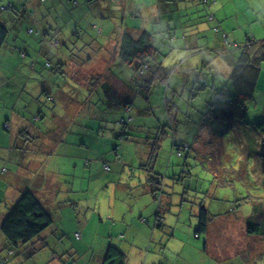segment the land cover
<instances>
[{"label":"rangeland","instance_id":"rangeland-1","mask_svg":"<svg viewBox=\"0 0 264 264\" xmlns=\"http://www.w3.org/2000/svg\"><path fill=\"white\" fill-rule=\"evenodd\" d=\"M163 1L158 3L150 0H45L42 2L43 7H37L39 0H22V3H19V0H10L9 3L13 6L10 15L9 12L0 11L3 18L1 20L9 22L10 30L19 29L20 39L15 46L14 34L11 32L9 36L13 38L12 42H8L0 52V80L8 78L15 82L19 90L13 97L6 89L8 86L0 90V170L4 167L8 171L4 176L0 175V181L7 177L11 180V176L29 172L34 182H39L37 187L41 186L48 190L44 198L47 204L53 205L49 211L55 216L53 226L41 235L46 238V242L39 238L26 245L21 244V254L15 257L16 264H95V259L81 261L73 259L70 250L73 251V246L79 244L78 249L85 248L83 253L85 254L91 248L97 252L103 244L101 242L103 239L109 244L106 242L107 233L110 230L115 232L118 226L112 227V221L108 223L107 220L111 219L108 213H113L118 220V216L125 214V208L131 203L133 207H141L146 214L143 216L154 222L153 217L157 214L156 209L160 203L149 192L147 181L150 173L139 168L137 157L146 149L143 145L147 140L144 138L148 135L155 138L158 130L162 128L167 130L168 136L163 142L156 172L162 175L161 182L164 187L160 207L163 217L167 220L165 228L161 230L148 226L150 233L146 229L140 231L139 225L132 223L129 217L118 225L123 227L127 224L130 230L140 232V240L147 245L143 253L147 255L150 252L149 258L161 254L174 264H264V237H255L246 231V220L252 215L253 206L258 201L264 203V138L255 127L258 122H264V65L254 97L246 103L248 108L246 116L233 112V122L230 125L228 108L224 110L223 106L229 105L236 97L231 84L233 73L231 62L213 52L204 50L203 53L193 52L184 43L181 49V45L178 46L176 42L170 40V36L175 38L176 35L179 37L177 41L181 40L183 31L179 29L180 20L182 19L185 24L191 20L202 2ZM7 6L8 2L5 3V7ZM26 6L30 13L35 8L37 15L47 14L42 12V9L46 10L51 15H48L50 18L63 24L65 34L57 35L61 42L73 40L72 34L75 31L79 33V38L83 42L96 38L95 41L99 42V51L95 46L92 51L99 62L102 59L109 62L106 54L109 57L114 55L110 40L120 36L121 30L127 26L142 28L141 23L146 24V30L154 38L157 62L165 66L171 83L166 85L157 83L148 100L137 97L133 101V120L126 128V133L130 136L128 140L121 142L120 149L113 152L119 143L118 137L123 132L124 126L118 124L121 121L119 118L122 117V110L121 115L116 112L113 114L99 112L98 116L103 117L105 123L100 120L96 127L88 125L93 122L92 113L88 112L78 114L76 121L62 120L60 128L57 117L38 125L28 124L22 119L24 112L20 107L29 101L30 93L34 100L38 98L36 107L40 108L38 110L31 104L33 111L36 115L48 114L49 119L53 114L47 112L49 109H69L74 102L81 105L87 103L79 99L86 92L84 89H78V93L73 94L75 90L72 86L76 82L73 83L71 80L67 82L62 75L50 78L47 69L41 73L33 71L30 65L31 57L27 60L22 59L21 52L26 46L20 38L23 32L21 28L30 27L28 25L30 23L25 21L22 26L19 21L24 19V16L17 18L18 15L14 11L22 9L25 13ZM232 7L235 11L237 7L240 9L236 27L224 25L223 31L232 34L236 29L240 38L250 35L253 40H261L260 36L264 34L254 33L257 24H253L256 13L253 7H246L240 2L236 7L234 5ZM103 13L108 14L107 19L102 17ZM169 20L171 21L168 23ZM122 23H125L124 27ZM75 24L78 25L74 26ZM101 30L103 33H100ZM186 35L183 40L191 39L189 32L186 31ZM117 40L116 38L113 42L116 43ZM230 40L236 39L230 36ZM60 51L65 52V49ZM79 51L78 49V53ZM87 62L92 63L95 60L92 58ZM105 62L98 67V72L101 68L103 70ZM176 64L181 65L177 72ZM112 68L124 82L129 79L128 74L120 69H128L133 73V77L136 76V72L128 65L122 67L116 65ZM182 70H187L189 80L188 84L183 86L178 82L181 79L179 72ZM39 82H43V88L47 90L45 96L40 97L41 103L37 90ZM58 84L61 86H56ZM201 86L207 88L202 89ZM127 93L128 90L125 94ZM104 96L97 93L96 98L89 99L85 109H106ZM15 100H19L20 107L13 109ZM166 102L169 107L171 106L170 109L166 108ZM176 105L180 107L178 121H174L171 114L172 107ZM57 115L60 119L67 117L64 113ZM225 116L227 122L224 120ZM125 117L126 115L123 118ZM26 119H31L29 113ZM53 119L54 122L51 123ZM7 120L11 124L9 132L4 129ZM26 124L31 136L24 140L25 135L19 134V131ZM39 125L42 132L37 128ZM49 129L57 135L60 132L59 136H63L68 143L79 146L58 147V144L45 146L48 140H51L47 133ZM5 139L12 140V144ZM92 139H96L95 143L103 145L101 150L98 151V147H89ZM174 141L187 143L190 150L179 157L181 155H177L173 149ZM68 149L75 154L80 153L82 157L97 153L98 159L95 160L107 162L109 170L104 166H98V171L92 173L85 169L86 165L78 155L66 157L67 153L64 150ZM7 152L10 154L7 155ZM93 156L91 155V159L96 158ZM146 159L148 155H143V160ZM36 160L41 162L39 169L30 168L31 162ZM75 163L78 166H75ZM170 165L176 166L175 170L179 177L186 170H190L191 175L186 176L180 185H175L171 180L173 172ZM42 179L45 182L41 185ZM191 184L202 195L189 192L187 187L190 188ZM8 185L11 186L10 183ZM12 185L15 187L14 183ZM205 191L210 193L204 195ZM247 196V204L239 201ZM54 204L59 206L58 210ZM65 204L71 205L61 209ZM201 205L211 213V234L207 244L204 236L201 239L196 237L199 219L195 212ZM5 209L3 205L0 211L3 212ZM2 220L3 218H0V222ZM84 220L90 221L89 224L86 225ZM86 228L89 232L85 231ZM78 234L83 238L77 240ZM1 237L4 239L3 235ZM96 237L100 243L96 244ZM115 239L114 237L113 240ZM142 241L114 244L122 247L123 243H128L126 249L132 245L136 250L140 249ZM135 255L141 256V251L138 250L132 258L128 257L127 264H136L139 258ZM201 258L205 260L200 262Z\"/></svg>","mask_w":264,"mask_h":264},{"label":"trees","instance_id":"trees-1","mask_svg":"<svg viewBox=\"0 0 264 264\" xmlns=\"http://www.w3.org/2000/svg\"><path fill=\"white\" fill-rule=\"evenodd\" d=\"M9 1L10 0H0V11L9 12L10 15L13 6L9 3ZM44 1L45 0H39L37 7L39 6L43 7L42 2ZM200 1L202 2L200 6L201 9L200 8L198 10L196 9L197 14L194 17H192L191 20L187 21L186 23L187 28H184L182 30L183 34L181 39L183 40L185 39V36H187L186 31L189 32V37L191 38L192 36H194V38L198 37V41L196 42V47L190 50L193 52L198 51L199 53H203L204 51L206 52L211 51L210 47H208L210 42H208L207 39L209 37H212L213 35L216 36V38H214V42L216 43L223 42L226 52L225 51L215 52L213 50L211 52L218 54V56H224L227 61L231 62V65L233 67V73L231 75V84L234 87V90L237 94L235 93L236 94L235 100L230 102V104L228 105L231 109H227L229 113L228 122L231 125L233 122L232 113L236 112L240 116L243 117L246 116L248 112L246 103L247 101L252 100L254 97L258 78L262 71V66L264 65V39L253 40L252 39L253 37H248L247 39H244L242 41L230 40L231 35L229 33L226 34L222 29V27L224 28V25L227 23V20L226 19L221 20L216 17L215 13L211 11L208 0H200ZM6 2H8L7 7H5ZM19 3H22V0H19ZM199 10H203L204 12H201ZM21 11L20 10L14 11V13L18 15L17 18H19V16L20 17L24 16V19L22 18V20L19 22L22 24V26H24L25 21L30 23L28 24L30 27L21 28L23 29V32L20 38L24 41V44L26 46L24 51L21 52V57L22 59H26V60L28 57H31L30 65L33 68V71H37L41 73L42 70L47 69L49 72L48 76L50 78H53L54 75H58V76L62 75L65 77L68 76V73L70 72L67 70L68 67L74 64H79L81 61L83 62L89 61V59L93 57L92 48H94V46L97 48L99 45V42L95 41L96 38H91L90 41L83 42L79 38L80 37L79 33L75 31L72 34V36H74L73 40H68V41L66 40L67 42L66 41L61 42L57 38V35L65 34L66 31L64 32V26L63 24L59 23L58 20L50 18L49 16L51 15L49 14L48 11L42 9V12H45L47 14L42 13V15L41 14L37 15L35 8L32 9L30 13V11L28 12L27 6L25 8V13ZM102 17L107 19L108 14L105 15L103 13ZM1 19L3 18H1L0 16V52L1 49L8 42L9 43L12 42L13 38L15 39V43H14L15 46L20 41L18 35L19 29L10 30L8 24L9 22L2 21ZM16 22L17 19L15 20V23ZM52 25L53 27H51ZM77 25L78 24H75L74 26ZM94 28L96 29L95 25ZM48 29L50 30L54 29L51 31L55 32V34H52V32ZM11 32L14 34L13 38L9 36ZM100 33H103V30H101ZM116 38L118 40L115 43L113 42V40H115ZM116 38L110 40L111 43L114 45L111 51L115 52L112 58L119 57L121 60L129 63L132 66L134 63L137 64V66L136 67L133 66V68L134 71L136 72L135 77L136 78L138 77L140 81L137 80V82H135L134 80L133 82H129V86L133 88V91L131 89V92H129L130 94L129 97L132 99V101L133 99L136 100L137 97H142L145 100H148L157 83H162L165 85L169 84L168 81L169 73L165 71V66L163 64H159L157 62V56H156L157 50L153 45L154 38L150 32L148 31L140 32V34L137 37L125 32L124 34L121 33V35ZM175 39L179 40V37L177 35L175 36V38L173 36H170V40H175ZM95 42L97 43V45ZM63 49H65V52L60 51ZM78 49L81 52L79 51L78 53ZM91 53L92 55H89ZM0 61H1V54H0ZM39 67H42V69H39ZM43 82H39L37 85L39 98L42 97V95L45 96L47 91L44 90L43 88ZM131 85H134V87ZM7 86L9 88H6ZM201 87H203L202 89H204L205 87L207 88V86L205 87L201 86ZM1 88H6L7 91H10V96L12 97L15 94V92L18 90V87L15 85V82L13 83L8 78L0 80V90ZM104 97L106 100L104 107L106 109H103V113L100 112V114L110 112L115 108L123 109L122 117L119 118L121 119V121L118 123L119 125L124 126L123 132L118 137L119 143L113 149L114 152L120 149L121 146L120 144H122L121 142H125L126 140H128L129 138L128 136H130L129 134L126 133V128L129 127L128 126L129 123H131L133 120L132 117L133 103H131L130 100H128V98L126 99L129 102L125 101L126 99L124 98L123 95L122 97L121 95L119 96L118 90H114L113 95L109 94L108 96L105 95ZM48 98L53 99L52 97H48ZM37 100L38 98L34 100V98L31 96L30 93L29 101L25 102L21 107L19 106V100L13 101V109L20 107V109H22V111L24 112V116H21L22 119L24 117L25 118L24 121H26L28 124L33 123L35 125H38V123L42 124L48 122L57 115L54 114V111L56 113L58 109H49L47 111L53 113L50 116V119L48 118V114L36 115V113L31 108V104H34V107L39 110L40 108L36 107ZM81 100H83V103L87 102L83 105H87L89 103L88 97H83ZM93 101L94 100H92V102ZM39 103H41V98ZM166 108L167 109L171 108V106L169 107V104L167 102H166ZM178 109H180V107L177 105L173 106L171 109L172 119L174 121H178V113H179ZM27 113L30 114V118H31L30 120L26 119ZM125 115L126 117L123 118ZM94 116L96 120L104 121L103 117H99L98 115L96 116L92 114V118H94ZM224 120L227 122L226 116ZM7 122H5L4 124L5 125L9 124V122L8 123ZM53 122L54 119L52 120L51 123ZM5 125H4V129L9 132L11 127L7 128ZM97 125L94 126L91 125V127H96ZM255 127L263 135L264 138V122H258L257 124H255ZM28 128L29 127L26 124L25 127L21 129L22 130L21 134L25 135L24 138H28V136H31L29 135ZM37 128L42 132V128L40 125ZM167 134H168L167 130L162 128L158 130L155 138H150L151 135H148V137L144 138L147 141L143 145L146 147L143 153L148 155V159L143 160L142 164L139 166L140 169H144L148 171V173H150L148 175L147 183L149 184L151 193L153 194V198L159 201L160 203V205L158 206L159 210L156 215V221H155L157 226L163 222L162 221L163 215L161 213L160 206L162 204V198L164 196V192H163L164 187L161 182L162 175L157 173L156 170H157V163L159 160L160 152L162 150L163 142L168 136ZM174 142L175 143L173 149L177 153V155L178 154L181 155L179 157H182L183 154L186 153V151L190 150V146L187 143H181L177 141ZM117 156H119V153ZM107 164L108 163L105 162L104 165L102 166H104L105 169L109 170ZM169 167L173 172L171 180L175 185L176 184L180 185L181 181L183 182L186 176L190 175V170L184 169L186 171L181 173L182 175L179 177L177 175V171L175 170L176 166L170 165ZM6 172L7 169L3 167L0 170V175L4 176ZM36 186L37 185H33V186L31 185L25 188L23 191H21L18 200L15 201L13 205H11V203L9 202H8L9 204L7 205V202L5 203L4 201H3L4 203H0V209L3 205L6 208L3 212L0 211V218L4 217L2 223H0V240L2 243L0 244V264H16L15 257L16 256L18 257L21 254L20 251L21 244L26 245L27 243H30L39 238H41V241L46 242L45 241L46 238L41 237V235L47 229L53 226V224L55 223V216L52 214V212L49 211V209H52L51 205L47 204L45 201L46 199L38 194V190H40L41 186L39 187ZM187 190H189V192L202 195L201 192H198L197 188L191 189L187 187ZM204 193H205L204 195L207 194L206 191ZM247 200H248V196L242 197V199H240L239 201L247 204L248 203ZM54 206L55 208H58L57 205L54 204ZM200 207H201L200 221H199V227L196 230V237L201 239L202 236H204L205 240H207L208 237L207 233L209 232L210 223H211V215H210L211 213L203 205H201ZM111 221L114 223L113 220ZM85 224L88 225L89 221H85ZM246 225H247L246 231L249 235L255 237H264V203L262 204L261 201L256 202V204L253 206L252 215L249 216V218H247L246 220ZM1 232L2 235L4 236V239L1 237L2 236ZM108 233H110V231ZM81 237L82 236L78 234V237L76 239L80 240ZM113 238L114 237L108 239L107 242H109V244H106L104 242V239L101 241L103 244H106L104 259L102 260L101 264H127V258H128L127 254L124 252L121 246L119 247L114 244L115 241L112 240ZM120 239L124 240V237ZM95 241L96 244L97 242L100 243L97 237ZM125 241H127V238H125ZM103 244L101 245L102 247ZM84 251L85 250L80 251L79 253L82 254L81 258L78 257L77 254L74 253L72 250H70V254L72 255L73 259L81 261L84 257L83 255Z\"/></svg>","mask_w":264,"mask_h":264},{"label":"crops","instance_id":"crops-1","mask_svg":"<svg viewBox=\"0 0 264 264\" xmlns=\"http://www.w3.org/2000/svg\"><path fill=\"white\" fill-rule=\"evenodd\" d=\"M150 1H154V2L157 1L158 3L164 2L163 0H150ZM208 1H209L208 3H209V6L211 8V11H213V13H215L216 17L221 19V20L226 19L227 23L225 25L232 27V28L236 27L238 15L240 13V9H238V7H237V10L235 11V10H233L234 8L232 7V5H234L236 7L237 3L240 2V3H244L246 5V7H253V10L256 12L255 17H253V24H257V28L254 31V33L258 32V33H261L262 35L264 34V0H235V1H233V0H208ZM104 14L107 15V13H104ZM194 14H195V12L192 13V15H194ZM170 21L171 20H169L168 23ZM179 24H181L179 26V29L181 31L184 28H187V25L182 22V19L180 20ZM124 25H125V23H122V27H124ZM141 25H142V28H135V27L127 26L125 29L121 30V33L124 34L125 32H127V33L137 37L140 34V32L147 31L146 30V28H147L146 24L141 23ZM107 27H108V24H107ZM138 27H140V25ZM230 35L234 39H236V41H242L244 39H247L248 37H252L250 35H244L243 38H240L238 30H236V29H234L233 33ZM192 37L193 38H191V39L189 38V39L183 40V41H182V39L180 41H177L178 39L171 40V41H174V43L176 42V44H178V46L181 45V47H180L181 49H182L183 43L188 49H193L194 47H196V42L198 41V37L197 38H194V36H192ZM214 38H216V36L213 35L212 37H209L207 39V41L210 42L208 45V47H210V50L211 51L213 50L215 52H217V51H225L226 52L223 42L216 43V42H214ZM260 39L261 40L264 39V35L262 37L260 36ZM110 46L112 48L114 47V45L112 43ZM96 49L98 50V47ZM221 49H224V50H221ZM106 56L109 58V62H105L106 60L104 61V59H102L101 62H99L98 58L95 57V55H93V57H91L89 60H91L93 58L95 60V62L91 63V62H87V61H85V62L81 61L79 64L71 65L70 67L67 68V70L72 72V73L69 72L68 76L64 77V80H67V82H69V80H71L73 83L76 82V84L74 86H72L73 90H75L73 93L74 95H76L78 93V89H84L86 91L84 93V95L81 96L79 99H82L83 97H88L89 99L90 98L94 99V98H96L97 93H102L106 96H108L109 94L113 95V91L118 90L119 96L121 95V97H122V95H123L125 99L128 98V100H130V102L133 103L134 99L132 101V99L129 97L130 96L129 92H131V89L133 91V88H131L129 86V82H133L134 80H135V82H137V80L140 81V79L138 77L133 78V73L131 71H129L128 69H125V70L120 69L122 72H127V74H128L129 79H127V81L124 82L123 80L118 78L119 74H115L113 72L112 67H115L116 65H118L120 67H122V65H128L129 67L133 68V66L136 67L137 64L134 63L132 66L129 63L121 60L119 57L118 58H112V57H109L107 54H106ZM103 62H105L104 63L105 67L103 68V70L101 68L100 72H98V67L99 66L101 67V64ZM175 66H176V68H175L176 72L179 71L181 65L176 64ZM133 70H134V68H133ZM176 72H173V73L176 74ZM179 75L181 76V79L178 81L180 83V85L183 86V85L188 84L189 80H188L187 70H182V72H179ZM178 78H179V76H178ZM168 81L170 84L171 79H169ZM258 82H259V78H258ZM138 84H139V82H138ZM56 86H61V84H58ZM131 86L134 87V85H131ZM124 88H128L127 94H125L127 90H124ZM201 88H203V87H201ZM128 100L126 99L125 101L129 102ZM124 103H126V102H124ZM86 106L87 105H81L79 102H74V104L72 106L68 107L69 109H58V111H56V112H59V113L54 112V114L64 113L67 115V117L61 118V119L59 118L58 115L55 116V118L57 117L58 121H59L58 128H60L62 126L64 119H65V121H71V120L76 121V116L78 114L88 112V113H92L93 115L97 116L98 112L103 113V109H85ZM225 108L231 109L228 105H224L223 109H225ZM121 110L123 111V109H114V110L110 111L111 113L110 112H108V113L113 114L116 112L117 114L121 115ZM24 119L25 118L23 117V120ZM98 123H100V121L96 120V118L94 116L93 122H90L89 124L94 126V125H97ZM102 123L104 124L105 122L102 121ZM9 124H10V122H9ZM10 127H11V124H10ZM21 131L22 130L19 131V134H21ZM47 133L49 135V139H51V140H48L47 145H45L47 147H51V146H54L57 144H58V147H60V146L78 147L79 146L77 144L68 143V141L63 136H59L60 132H58V135H57L55 132H52V130L49 129ZM29 135H30V133H29ZM24 140H26V138H24ZM95 140L96 139L90 140V146L89 147H98V151H99L102 149L103 145H101V143H99V144L95 143ZM6 141H8L10 144H12V140H6ZM14 144H16V143H14ZM85 146L88 147L86 144H85ZM24 147H25V145H24ZM75 151L79 152V150H75ZM64 152L67 153L66 157H69V158L73 157V156H71L73 154L78 155L79 158L81 160H83L84 164L86 165L85 169H89V171H91L92 173L94 171H98V166L100 167V166L104 165V163H105L104 161H101V162L98 161L97 162V160H95V159H98L97 153H94V154L90 153L91 155H94L93 157H96V158L91 159V155H89V154L83 155V157H82V155L80 153L75 154V153L71 152L70 149H68V151L64 150ZM8 154H10V153L7 152V155ZM143 155H146V154L143 153L141 156L137 157L138 163H140V165L143 162ZM10 162L11 161L9 160L8 163H10ZM40 164H41V162L39 160L32 161L31 164L29 165V167L34 168V169H39ZM72 166H74V165L72 164ZM75 166H78V164L75 163ZM11 173H13V172H10V174ZM190 175H191V173H190ZM190 175H188V176H190ZM44 177H46V176H44ZM44 182H45V180L42 179L41 185ZM9 183L11 184V186L8 185ZM13 183L15 184V187L12 185ZM31 185L32 186L33 185L38 186L39 182H34L33 177L31 176V174L29 172H23L20 175L11 176V180H9L8 177L6 179H3L2 181H0V203L9 202V203H11V205H13V203L18 200V197H19V194L21 193V191H23L25 188H27L28 186H31ZM147 187L149 189V192H151L149 184ZM190 188L194 189L195 187L191 184ZM47 191L48 190H45L41 187L40 190H38V194L41 197H44V195L47 193ZM209 193H210V191L207 192V194H209ZM69 202H71V201L69 200ZM69 205H71V204H69ZM69 205L65 204L61 207V209H65ZM133 206L134 205L132 203L129 204V206L127 208H125L126 209L125 214H123L121 216L119 215L118 220L116 219V217H114L113 213H111V212L108 213L111 220L114 221L112 227L118 226V228H115V232L110 230V233H108V235H107V241H108V239H110L112 237V235H115L114 237L116 239L114 241L119 242V243L128 242V241H131L132 243H140L138 241H142V240H140V237H141L140 232L135 231V230H130L128 228L127 224H124L123 227L118 225V224L124 223L125 220L127 219V217H129V219L132 223H136L139 225L140 231H143L144 229H146L147 232L150 233V229L148 228V226H151L154 229L158 228L161 230L165 228L164 224L167 220H165L164 217L162 218L163 222L157 226L155 223L157 214L153 217L154 222H151L149 218H145L143 216L146 214H144L141 207L137 208V207H133ZM51 207H53V205H51ZM57 207L59 208V206H57ZM58 208H56V210H58ZM199 209L195 212V216L198 217V219L200 221V210ZM158 210H159V207L156 209V211H157L156 213H158ZM1 218L4 219V217H1ZM111 220H107L108 223ZM2 221L0 223H2ZM211 226H212V223L210 224L209 232L207 233L208 234L207 243H208V239L210 238V234H211ZM195 227H196V224H195ZM85 231L89 232L87 230V228L85 229ZM123 237H124V240L120 239ZM147 237H148V234H147ZM82 238H83V236H82ZM125 238H127V241H125ZM78 243H81V242H78ZM127 245L128 244L123 243L122 249L127 254V257H129V258H132L133 255L136 254L138 250L141 251V256L135 255L137 258H139V260H137L135 262L136 264H166V263L167 264H174L171 261H167L166 256H164L165 257L164 258L163 255L161 256V254L160 255L157 254L154 258H152V257L149 258L150 252H148L147 255H145L143 253L144 248L147 247V245L144 244V242H143L142 246L140 247V249H136V250H134L135 247H133L132 245H129L128 249H126L125 247ZM78 246H79V244H77V246H76V244H75V246H73V252L76 253L77 256L81 258L82 254H79V253H80V251L85 250V248L78 249ZM82 246L85 247L84 245H82ZM105 251H106V244H103V247L101 246L100 248H98L97 252H94L93 248H91L88 252L83 254L84 255L83 259H89V260L95 259V264H97V263L101 264L102 260L104 259ZM204 260H205L204 258H201L200 262H202ZM193 264H196V263H193Z\"/></svg>","mask_w":264,"mask_h":264},{"label":"built area","instance_id":"built-area-1","mask_svg":"<svg viewBox=\"0 0 264 264\" xmlns=\"http://www.w3.org/2000/svg\"><path fill=\"white\" fill-rule=\"evenodd\" d=\"M5 126H6L7 128H9V127H10V126H9V124H6Z\"/></svg>","mask_w":264,"mask_h":264}]
</instances>
